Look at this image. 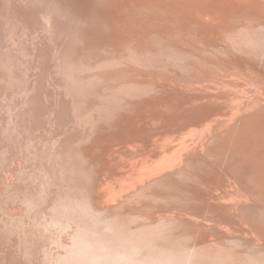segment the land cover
<instances>
[{
  "label": "bare ground",
  "instance_id": "bare-ground-1",
  "mask_svg": "<svg viewBox=\"0 0 264 264\" xmlns=\"http://www.w3.org/2000/svg\"><path fill=\"white\" fill-rule=\"evenodd\" d=\"M28 1L39 2V14L49 20L46 26L51 24L49 33L65 36L62 15L89 26L76 27V36L57 43L59 56L54 54V67L58 61L65 70L67 89L62 88L70 98L62 100L64 92L57 88L62 108L50 112L45 104L46 109L30 106L23 113L30 125L22 126L18 118L15 130L25 127L32 134L47 127L42 116L48 113L65 125L88 126L73 123L62 133L56 171L66 187L50 196L55 211L68 213L75 228L67 231L69 238L52 235L42 243H35L37 232L31 228L33 238L24 239L23 253L32 255L48 240L63 247L57 253L44 250L53 264H264L260 238L256 247L242 249L240 233L231 235L228 227L229 242L210 234L224 232L217 220L250 230L252 223L237 215L244 214L251 197L264 192V0H95L96 10L86 0H81L84 8L73 0L77 8L69 10L65 0ZM17 15L26 27L25 12ZM92 19L109 34L103 35ZM119 45L129 53L118 50ZM34 98L25 99L31 103ZM39 150L31 152L40 157ZM16 166L20 171L26 167L18 161ZM116 179L129 181L119 185L129 186V195L106 204L109 188L120 183ZM24 190L17 187L22 200L34 204L35 195ZM257 215L264 218V208ZM99 221L105 224L100 227ZM50 222L63 224L55 214ZM5 225L7 230L13 226ZM68 225L66 219L60 229Z\"/></svg>",
  "mask_w": 264,
  "mask_h": 264
},
{
  "label": "rangeland",
  "instance_id": "rangeland-1",
  "mask_svg": "<svg viewBox=\"0 0 264 264\" xmlns=\"http://www.w3.org/2000/svg\"><path fill=\"white\" fill-rule=\"evenodd\" d=\"M63 1L64 0H62V2ZM74 1H76L78 3V6L84 8L83 2H81V0H74ZM74 1L73 0L72 1L71 0H65L63 3H65L67 5V6L64 5L66 7V9H68V7L73 8L74 6H75V8H77ZM86 2L89 5L90 10H96L99 7V4L95 0H86ZM47 6H48L47 3L41 5V7H43V8H45ZM39 9H40V4H39V2L37 3V1L35 3H31L28 0H0V59L4 58V59L0 60L2 62V64L0 62V187H1V189H0V233H1L0 234V264H13V263H15V264H51L52 260L50 259L49 255H46L45 252L50 251V250H51L50 252H53V250H54L55 251L54 253H57V251L63 250V247L61 248L62 245L60 243L58 244L57 241L49 242L47 240L46 243L42 244L32 255L23 253L25 246H26V244H24V242H25L26 238L31 237L28 234V230L31 228L36 230L37 234L34 237H35V243H37L38 241L41 242V241L46 240L47 236L49 237L52 235L53 236L55 235V237H59L60 235L63 234L62 237L67 236L69 238V232L75 228V224L72 221V219L69 220L68 213H66L67 214L66 215L61 209H56L57 211H55L54 207L52 206L51 197L54 198L58 192H63L65 190V187H66L65 182L60 179L61 175H59L60 174L59 171L58 170L56 171V166H57V168L60 167V165H61L60 162L62 161L61 156L58 155L59 154L58 150H59V147L61 144V139L63 137L62 133L63 132L65 133L70 128V126H74L77 123L73 122L74 125H73V123L65 125V123H63V122H61V123L59 121L56 122L57 118L56 119L52 118L55 116V114H54V116L53 115L50 116V113H48L46 116H42V119L43 120L45 119L44 121H46L45 125L47 127H42L40 129L34 130V131H32V134H31L29 131L24 129L25 127H23V129L20 128L19 131L16 132L15 120H17L19 118L18 122H20L22 126L23 125L25 126V124L30 125L29 115L23 114L24 111L28 107L32 106L35 109H37V108L42 109L44 106H46V108L48 107L47 109L50 110V112H51V110H53L55 107L56 108L58 107L57 109H59V107L63 106L62 100H64L65 98H70V95H67L68 93L66 91V89H67L66 88L67 76L63 75V73L65 74V72H62V70L63 71H65V70H64V68L61 69L60 62H59V65L57 63L58 61L55 62V67L53 64L54 61L57 60L56 58L59 56L58 55L59 53H57L56 50L58 49L60 51V49H59L60 45H58L57 43L64 42L67 39L68 40H71V38L73 39L74 35L76 36V34H77V33L73 34V32L76 31V27L77 28H83L84 26L88 27L89 25L87 23L85 24V22L81 23V22L73 19V17H69V15H66V17H64L62 15V17H64V18L61 17V19L65 20L63 22L65 25H67L66 31L68 32L69 35L67 34V32L64 33L65 36L59 35V34L55 35L52 32V30H50V33H51L50 34L49 29H50L51 24H50V26L49 25L46 26L47 24H49V23H47V21L49 22V20L47 19L46 16H42L39 14ZM18 11L25 12L24 21L29 24L30 27L28 26V24L26 26L28 29L26 27H24L23 22L20 21V19L18 18V15H17ZM45 17H46V19H45ZM71 18H72V20H70ZM74 20H75V22H73ZM91 21L95 25H99V27L101 29V33L103 35L109 34L110 31L104 25L100 24L99 21L93 20V19ZM69 26L71 27V28H69L70 30L68 29ZM73 27H74V29H73ZM47 28H48V30H47ZM71 31H72V34H71ZM42 37H43V39H42ZM55 37L57 39L59 37L60 38L56 41ZM54 39L56 42L54 41ZM34 40H36V41H34ZM36 42H38V43H36ZM32 43H34V44L32 45ZM44 43L46 46L44 45ZM40 44L41 45L43 44L44 46L43 45L41 46ZM34 46L37 50L34 48ZM57 46H59V47H57ZM40 47H42V49ZM117 48H118V50H121L124 53H129V49L126 48L125 45H119ZM43 49L45 50V52ZM53 49L55 50L56 53H54ZM34 50L36 53L34 52ZM31 53H33V54H31ZM40 53H42V54L44 53L43 54L44 56ZM54 54H56L58 56L56 57V55H54ZM1 55H3V57ZM53 55L55 57H53ZM8 57H10V59ZM13 58H14V62L12 60ZM7 59H9L10 61ZM38 60H39V62H38ZM43 60H45V61H43ZM5 63L8 66L5 65ZM35 63L37 65V67H36ZM39 63H40L41 67H38ZM29 64H30V66H29ZM11 65H13V66H11ZM33 65H35V66H33ZM56 68L59 69V71ZM58 72H59V75H58ZM55 73H57V74H55ZM53 74L55 76L57 75L60 77L59 81H56V79L58 80V77L57 76L55 77ZM64 76H66V77H64ZM37 78L39 79L38 83L36 80ZM54 78H55V80H54ZM63 78H65V79L63 80ZM50 80H52V81H50ZM40 81H42V82H40ZM44 81H46V82L43 83ZM49 81L51 82V85L49 84ZM54 81H55V83H54ZM62 81L64 84L62 83ZM59 83L61 84V86ZM35 85L36 86L38 85V86L36 87ZM40 85H41L42 89H44V91L41 90V87H39ZM55 85L57 87L52 89V87H55ZM62 85H63V87L65 85L64 88H66V89L62 88ZM43 86L44 87L46 86V87L44 88ZM35 87L36 88L39 87L40 89L39 88L36 89ZM47 87H49V88H47ZM46 88H47V90H46ZM57 88L59 89V91L61 93L64 92L62 94L63 97H62L61 93H58L59 95L57 93H55V92H58ZM26 89H29V90L26 91ZM34 89L38 90L37 93H36V90H34ZM49 89H50V91H49ZM62 89H64V90H62ZM31 90H33V91H31ZM30 91L33 93L30 94ZM45 91H48V92L45 93ZM50 92H51V97L49 96ZM108 92H110V91H108ZM28 94L31 96V98H30V96H28ZM35 94H37V96ZM64 94H66V95L64 96ZM33 96L35 97L34 101L32 100L31 103L26 102L28 99H32ZM39 96H41V97H39ZM45 96H46L47 101H46V99H44ZM61 97H62V100L60 99ZM105 98H108V97H105ZM40 100H41V102H40ZM42 100H44V102H42ZM48 100H50V101L48 102ZM102 100L107 101L108 99L102 98ZM59 101H61V102H59ZM46 103L48 105H46ZM55 103H57V105ZM40 105H41V107H40ZM42 105H44V106H42ZM49 105L51 106L52 109L50 108ZM46 108L44 107L43 109H46ZM19 111L21 114L19 113ZM72 111H73V109L71 108L70 114L75 113L74 111L73 112ZM18 114H19V117H18ZM20 117L26 118L27 120H22ZM54 124H56V125H54ZM77 125L79 128H83V127L88 126L87 124H84V123H81L80 125L77 124ZM66 126L67 127L69 126V127L67 128ZM55 127H56V129H55ZM52 132H54V133H52ZM24 134H25V136H24ZM30 134H31L32 140H29V138H28V136H30ZM49 135L50 136L53 135V137H49ZM43 137H44V139H43ZM46 137H47V139H46ZM43 140H45V141H43ZM36 142H37V144H36ZM58 143H59V145H57ZM28 144H30V145H28ZM55 146H56V148H54ZM33 148H35V149H33ZM37 149H40L39 152L40 153L42 152V154H43L42 156L37 157V156L32 154V152L37 151ZM27 152H28V154H27ZM51 152H52V154H51ZM30 153H31V155H30ZM49 155H50V157H49ZM43 156H44V158H43ZM52 156H54V157H52ZM25 157H27L28 159L25 160ZM47 160H49L50 162ZM14 161L16 162V164ZM17 161L22 162L23 165L26 166V167H24L23 171H20L17 168V166H16ZM44 161H45V163L43 165ZM13 162H14V164H13ZM48 165H49V168H47ZM25 168H27V169H25ZM51 168H52V170H51ZM28 170H29V172H28ZM48 171H51V172L49 173ZM53 171H54V173H53ZM31 173H33V174H31ZM5 174H7L8 176L5 177ZM9 175L11 178L9 177ZM54 175H55V177H54ZM107 175H108V173H107ZM126 175L127 174H125V176ZM31 176H33V177H31ZM48 176H50V177L48 178ZM127 176L129 177V174ZM127 176H126V178L128 179ZM8 177H9V179H8ZM54 178H55V180H54ZM118 180L116 179V183L118 182ZM27 181H28V183H27ZM119 181H120V183L118 182L119 183L118 186L115 187L116 189L118 188L117 190L115 188H111V189L109 188V191H111V193L109 194L110 196H108L106 198V201H105L106 204H113V203L117 202L120 197H124V199H125L127 197V195H129V186H126L129 181L124 182L123 179H120ZM19 182L21 185L18 184ZM88 182L89 181H86V183H88ZM49 183H51V184H49ZM123 183H126V185L125 186H122V185L119 186L120 184H123ZM19 186L24 187L26 189V190H24L25 192H28V190H30V192H32V194L35 195V198H34L35 202H33L34 204H30V202L22 200L23 193L22 192L20 193V191H17V187H19ZM52 186H53V188H52ZM47 187H49V189ZM113 189H114V191H113ZM50 190L52 191L51 193H50ZM38 191H39V193H38ZM118 192L120 195L118 194ZM40 193H43V194H40ZM115 193H117V194H115ZM263 193L264 192L258 194L257 196L251 197V200H250L251 205L245 207L243 215H237V217H238L237 219H239L241 221H244V220L249 221L250 223H252L253 227L250 230L244 228V226H240L236 222H233V223L232 222H227V223L223 222L222 223L220 220H217L221 226H224V227H222L224 232H217L215 230H210V234L212 235V237L217 241L229 242L230 240L226 238L227 235H230L231 232L234 233L231 235H235V234L238 235V233H240V235H238V236H240L242 238V241H243V245L241 246L242 249H249V248L256 247V244H260V242L258 240L259 238L262 240V242H264V218H261L257 215L259 209L264 208V194ZM52 194L55 196H52ZM46 195H48V196H46ZM47 197L48 198L50 197V198L48 199ZM226 199L228 201H231L230 197L226 198ZM48 202H49V204H48ZM7 205H10L11 207L7 206ZM41 205H42V207H41ZM209 205H211V203H209ZM19 206H21L22 208ZM6 207H10L11 211L8 212V210H6ZM14 207L17 211L13 209ZM12 213H15V215H12ZM22 213H23V215H22ZM54 214L59 216L63 220V224H60V223L56 224L55 222L54 223L50 222V219ZM20 215H22V216H20ZM191 216H194V217L196 216L197 219H201V217L199 215H196V214H192ZM43 219H44V221H43ZM66 219L69 221V225L66 227L63 226L62 229H60L61 226L64 225V223L66 222ZM6 222H7V224L13 225L14 227L11 226L12 228H9L8 230L6 228L4 229V227L6 226L5 225ZM39 223H41V224H39ZM49 223H50V225H49ZM51 223L53 226L51 225ZM38 224L40 227L38 226ZM55 224H56V227H55ZM104 224H105L104 221H99L97 225L101 227ZM72 226H74V227H72ZM226 227L230 228L231 232H228L229 229H227V231L224 230V228L226 229ZM20 228H21V230H20ZM39 228H40V230H39ZM42 229H43V231H42ZM47 229H48V231H47ZM18 230L20 232H18ZM64 231H66V232H64ZM67 231H69V232H67ZM246 233H247L248 237L245 236ZM38 234L40 236H43V237H39ZM17 236H18V240L16 239ZM255 236H257V237L259 236V237L255 238ZM12 238H14V240H12ZM31 238H33V237H31ZM41 239H43V240H41ZM20 240H21V242H20ZM15 242H18L20 245L18 243L16 245ZM10 243L13 244V247L11 246ZM212 243H215V242H212ZM262 244H264V243H262ZM21 245L23 246V249L20 248ZM30 245L33 246L32 244H30ZM7 247H9V248H7ZM11 247H12V249H11ZM47 248H49V250H47ZM19 249L21 251H19ZM58 249H60V250H58ZM8 250H11V251H8ZM44 250H46V251H44ZM9 253H13V254H11V257H10ZM35 255H37L36 258H35ZM9 258H10V260H9ZM6 259H8V260L6 261ZM52 264H53V262H52Z\"/></svg>",
  "mask_w": 264,
  "mask_h": 264
}]
</instances>
